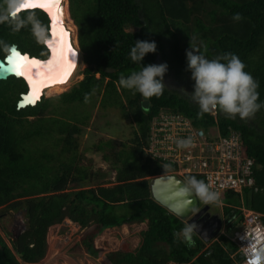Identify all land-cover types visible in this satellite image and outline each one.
I'll return each mask as SVG.
<instances>
[{
	"label": "trees",
	"instance_id": "obj_1",
	"mask_svg": "<svg viewBox=\"0 0 264 264\" xmlns=\"http://www.w3.org/2000/svg\"><path fill=\"white\" fill-rule=\"evenodd\" d=\"M68 10L77 27L79 60L85 64L82 78L23 108L15 106V99L25 90L24 81L15 76L0 80V222L10 211H20L24 219L23 229L13 237L3 227L9 243L0 232V264L39 262L46 253L48 228L64 218L92 227L80 238L91 257L98 252L95 240L103 230L143 222L146 227L137 231L134 248L105 252L111 264H237V248L225 234L207 243L193 232L192 246L182 240L186 222L157 203L149 188L152 177L173 171L174 165L151 156L146 147L151 120L161 111L189 118L208 135L214 126L221 135L239 131L254 160V184L241 197L225 195V231L241 221L236 208L241 202L261 213L264 223V107L244 120L219 109L216 119L209 113L198 116V105L181 91H192L185 50L195 44L209 59L235 53L259 81L258 102L264 101V0H68ZM28 11L48 30L45 12L35 8L20 15ZM237 12L241 19L233 20ZM137 39L156 43V51L147 53L141 66L153 64L158 52L168 65L163 93L148 98L146 107L139 93L118 82L121 74L140 69L129 57ZM11 44L37 58L47 55L30 25L14 32L8 23H0V59ZM98 96L100 109H118L130 125L129 136L117 149L111 139L94 144L114 171L113 180L102 182L98 179L106 172L79 162L76 139L89 118L86 107ZM189 176L194 175H185L186 181Z\"/></svg>",
	"mask_w": 264,
	"mask_h": 264
},
{
	"label": "clouds",
	"instance_id": "obj_2",
	"mask_svg": "<svg viewBox=\"0 0 264 264\" xmlns=\"http://www.w3.org/2000/svg\"><path fill=\"white\" fill-rule=\"evenodd\" d=\"M26 3L27 0H3V3L0 4V23H8L11 26V30L14 32L19 31L23 26L30 25V31L35 41L40 44H45L46 46L52 41V37L49 36L46 25H44L41 20L37 18L35 12L28 11L25 12L23 16L20 15L21 11L29 10L24 7ZM37 9L42 10L39 7ZM232 19L240 20V13H234ZM190 39L195 40V37H191ZM9 47L10 45L8 46V49ZM155 51V41L135 40L134 45L130 48L129 57L132 62L139 63L140 69L139 71H131L127 76L121 74L118 79L119 84L123 88L131 90L133 93H139L144 100H148V98L153 96L159 97L165 88L163 77L168 71V65L166 62L141 66V61L145 55ZM185 57L186 70L190 72V79L193 81V85L191 93H187L183 89L181 91L187 94L191 100L198 105V116L212 110L219 109L231 118H236L238 116L240 119L244 120L251 118L258 110L264 107V101L258 102L259 92L257 89L259 87V81L256 80L250 72L244 70L246 67L244 62L235 53L224 52L221 55L209 59L197 49L195 44H190L189 49L185 50ZM31 58L37 57L31 56ZM15 77L21 78L25 83V90L18 92V97L15 99V106L17 108L34 105L40 100L42 95H44L45 92L42 90L37 94L38 99L34 104H26L22 107H18V101L21 99V94H25L27 92L28 86L24 77ZM85 99L87 100V95L85 96ZM175 143L178 148H187L193 143V140L192 137L189 136L186 138H178ZM177 176L186 182L182 188L186 197L189 199L199 198L205 203V205L208 203L218 204L220 193L210 190L205 181L197 179L195 176H189L186 181L185 175ZM202 206L203 205L199 204L197 209ZM207 210L210 215L217 214L210 211L209 206ZM217 215L221 218L220 230L209 241H205L207 243L216 240L220 234H230L225 231V219L222 212ZM182 220L186 222L185 219ZM140 224L144 223L142 222ZM137 225L138 224L133 225L131 228ZM123 226V231L125 233L126 230L128 231L127 234L131 232L126 225L120 226L119 229ZM145 227L146 225L144 224V228ZM83 229L84 228H82V230ZM194 229V224H187L181 229V238L187 246H192L194 244V241L192 240V233L194 232ZM138 230L134 231V236L137 242L138 237L136 233ZM221 230H224V233H221ZM115 234L116 233H114V237H116ZM123 238L124 237L122 236V239ZM257 244H259V241L253 243L248 249V264H261V262L264 261V245L257 247ZM118 249L121 248L116 247L114 250Z\"/></svg>",
	"mask_w": 264,
	"mask_h": 264
},
{
	"label": "built area",
	"instance_id": "obj_3",
	"mask_svg": "<svg viewBox=\"0 0 264 264\" xmlns=\"http://www.w3.org/2000/svg\"><path fill=\"white\" fill-rule=\"evenodd\" d=\"M208 113L216 119L217 109ZM213 130L208 135L202 127L194 126L189 118L161 111L151 120L146 150L151 156L170 166L174 165V170L167 174H192L205 181L210 190L220 193L218 204L223 206L227 193L241 197L243 189L254 184V160L247 155L239 131L230 130L227 135H221L217 126ZM189 136L193 143L187 148H178L175 141ZM236 208L241 213V221L226 237L237 248L236 253L240 257L237 264H248L250 246L256 241H259L257 247L264 245V223L261 213L244 206L242 202ZM63 222L67 230L68 226L74 230H82L69 219L65 218ZM122 228L121 231L124 229ZM67 230L63 236L69 235ZM136 245L137 240L134 239L130 248Z\"/></svg>",
	"mask_w": 264,
	"mask_h": 264
},
{
	"label": "rangeland",
	"instance_id": "obj_4",
	"mask_svg": "<svg viewBox=\"0 0 264 264\" xmlns=\"http://www.w3.org/2000/svg\"><path fill=\"white\" fill-rule=\"evenodd\" d=\"M63 4L66 9V17L64 21L65 24L70 27V39H72L76 48H79L77 41V27L69 14L68 0H63ZM161 62H163L162 56L160 52H158L154 63L159 64ZM84 67L85 64L78 59L75 71H72L71 73V75H73H70L68 78L69 81L67 80L68 83L66 82L67 84L65 83L62 89L55 91H47L46 88L44 90V95H55L67 90L71 85L82 78L81 72ZM86 109L89 111L87 124L82 126L81 132L76 137L78 142L77 155L79 157V162L86 165L93 171L100 169L101 171L107 173L106 177L98 179V182L106 181L108 179L113 180L114 171L108 170V162L103 159L102 151L96 150L94 144L98 143L99 140L104 141L111 139L113 147L117 149L129 136L130 125L126 119L122 118L118 109H100L99 96L94 104H89ZM199 204L205 205V203L200 199ZM207 205L209 206V210L214 213L219 214L222 212V205L217 203H208ZM23 221L24 219L20 211H10L1 218L2 223L0 222V232L8 243L10 237L5 233L6 231L3 227L10 230V236L13 237V235L23 229ZM226 225L227 224H225V226ZM91 228L92 227L90 226L84 228L83 230H74L73 227L68 226L67 230V226L63 221L60 224L49 227L47 232V249L45 256L39 262L33 264H111L105 256V251L115 249L116 247L121 249L130 248L131 241L134 242L135 239L134 231L144 228V224L135 226V230L128 227V229L132 231L128 234L121 231L119 228L103 230L95 240L98 251L100 250L97 252L96 257H91L87 254L80 244L81 236L90 231ZM65 230H67V233L69 234L68 236H63ZM117 231L119 232L116 233V237H114V233ZM229 233H231V231ZM122 236L124 237V240L122 239Z\"/></svg>",
	"mask_w": 264,
	"mask_h": 264
},
{
	"label": "water",
	"instance_id": "obj_5",
	"mask_svg": "<svg viewBox=\"0 0 264 264\" xmlns=\"http://www.w3.org/2000/svg\"><path fill=\"white\" fill-rule=\"evenodd\" d=\"M48 34L50 36V31ZM22 55H27L31 58L28 52H22L17 48L16 44L10 45L6 55L0 59V80H4L9 76H20L11 69L13 63L19 60ZM49 56L50 52L47 47V55L38 60L47 61ZM37 99L38 96H32L30 89L27 87V92L21 94L18 107L34 104ZM141 104L146 107L148 100L143 98ZM184 184L186 182L175 174H161L150 179L149 188L152 198L157 203L180 219H185L188 225L194 224V232L204 241H209L220 230L221 218L217 214L210 215L207 210L208 205H203L197 209L199 199L186 197L182 190Z\"/></svg>",
	"mask_w": 264,
	"mask_h": 264
},
{
	"label": "snow or ice",
	"instance_id": "obj_6",
	"mask_svg": "<svg viewBox=\"0 0 264 264\" xmlns=\"http://www.w3.org/2000/svg\"><path fill=\"white\" fill-rule=\"evenodd\" d=\"M25 9L31 7H40L45 9L49 16L54 15L55 4L53 0H27ZM56 21L52 26L53 39L48 43L52 56L45 62L41 63L35 58H29L22 55L19 60L12 65V71L17 75L24 77L29 85L30 91L35 95L41 87L48 86L50 83L64 82L68 70L71 67L69 62V53L71 48L63 40V30L58 29Z\"/></svg>",
	"mask_w": 264,
	"mask_h": 264
},
{
	"label": "bare ground",
	"instance_id": "obj_7",
	"mask_svg": "<svg viewBox=\"0 0 264 264\" xmlns=\"http://www.w3.org/2000/svg\"><path fill=\"white\" fill-rule=\"evenodd\" d=\"M53 2L55 4V7H54V15L52 17L49 16L48 12L45 9H43V8L42 9L46 12V14H47V16L49 18L48 21L50 23V25H49L50 37H52V39H53L52 26H53V24L56 21H59V24L57 25V27H58V29H62L63 30V33H64L63 40L68 45V47L71 48V52L69 53V57H68L69 58V62L71 63V67L68 70V74H67V77L64 79V82H62V83H59V82L50 83L48 86L41 87L35 95H33L32 92L30 91L32 96H36L42 90L44 92V90L46 88H47V91H51V90L55 91V90H58V89H62V87H64L65 83L66 82L68 83V81H69L68 78L70 77L72 71L73 72L75 71V67H76L78 59H79V54H78L76 45L74 44L72 39H70V34H71L70 33V27L67 26L65 24V21H64V19L66 17V9H65V5L63 4V0H53ZM47 47H48V50L50 52V56L48 58V60H49L51 58V56H52V52H51V49L49 48L48 45H47ZM36 60H38V59H36ZM38 61H40V60H38ZM47 61H44V60L42 61L41 60L40 62L41 63H45ZM25 81H26V79H25ZM27 86L29 88L28 83H27Z\"/></svg>",
	"mask_w": 264,
	"mask_h": 264
},
{
	"label": "crops",
	"instance_id": "obj_8",
	"mask_svg": "<svg viewBox=\"0 0 264 264\" xmlns=\"http://www.w3.org/2000/svg\"><path fill=\"white\" fill-rule=\"evenodd\" d=\"M135 228V227H134ZM134 228H132V230H135ZM126 232H128V231H126ZM132 232V231H131Z\"/></svg>",
	"mask_w": 264,
	"mask_h": 264
},
{
	"label": "flooded vegetation",
	"instance_id": "obj_9",
	"mask_svg": "<svg viewBox=\"0 0 264 264\" xmlns=\"http://www.w3.org/2000/svg\"><path fill=\"white\" fill-rule=\"evenodd\" d=\"M214 213V212H213Z\"/></svg>",
	"mask_w": 264,
	"mask_h": 264
}]
</instances>
